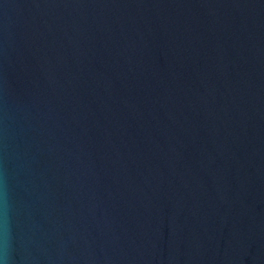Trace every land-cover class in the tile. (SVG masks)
<instances>
[{
  "label": "water",
  "instance_id": "water-1",
  "mask_svg": "<svg viewBox=\"0 0 264 264\" xmlns=\"http://www.w3.org/2000/svg\"><path fill=\"white\" fill-rule=\"evenodd\" d=\"M0 264H264V0H0Z\"/></svg>",
  "mask_w": 264,
  "mask_h": 264
}]
</instances>
